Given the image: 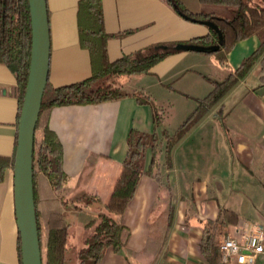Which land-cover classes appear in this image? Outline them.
Masks as SVG:
<instances>
[{
  "label": "crops",
  "instance_id": "0c3cea01",
  "mask_svg": "<svg viewBox=\"0 0 264 264\" xmlns=\"http://www.w3.org/2000/svg\"><path fill=\"white\" fill-rule=\"evenodd\" d=\"M182 1L188 9L199 10L191 9L187 0ZM47 2L51 28L48 84L58 87L89 77L93 63L90 51L81 45L79 0ZM102 7L106 32L133 30L108 40L111 61L153 44L188 40L209 32L206 24L184 18L166 0H102ZM259 44L256 35L241 40L227 54L231 66L237 68ZM228 74L208 54L181 52L155 64L150 74L126 80L125 87L143 88L165 110L164 122L156 128L161 134L164 129L174 132L176 128L170 127L173 114L158 102L156 90L177 94L184 104L181 117L185 120L196 107V99L212 89L211 80L221 81ZM263 74L259 61L214 110L172 147L171 168L162 166L170 191L150 174L141 177L135 196L120 218L130 230L127 246L106 252L99 264H144L135 253L144 252L151 219L169 203L175 207L174 224L155 264H207L200 248L203 223L221 217L227 209L235 211L239 219L225 225L226 230L236 231L250 224L264 230V185L258 178L264 164V86L260 79ZM17 94L14 74L0 63V155L11 156L16 151L20 108ZM49 124L63 145L64 172L74 177L87 161L94 163L89 188L97 190L104 202L111 196L126 157L130 130H155L151 105L139 104L135 96L98 104L58 106L51 111ZM151 156L149 150L147 165ZM159 156L162 162L166 161L164 150ZM13 180V168H8L0 181V264H19ZM235 192L244 196L242 200L251 203L255 211L221 204L224 195ZM81 214L84 220L89 218L87 213ZM83 221L79 220L80 226L75 229V233L82 234L81 240L74 243L80 246L85 234L81 228ZM256 264H264V254Z\"/></svg>",
  "mask_w": 264,
  "mask_h": 264
},
{
  "label": "trees",
  "instance_id": "16d2710c",
  "mask_svg": "<svg viewBox=\"0 0 264 264\" xmlns=\"http://www.w3.org/2000/svg\"><path fill=\"white\" fill-rule=\"evenodd\" d=\"M166 1L184 18L206 24L209 32L188 40L153 44L111 61L107 51L108 40L132 33L133 30L106 32L102 0H79L81 45L91 53L93 73L80 81L58 87L47 84L35 134L34 194L44 264H99L108 245L112 244L116 251L124 249L130 230L120 218L135 196L141 177L150 174L161 187L170 191L169 179L162 172V166L171 168L172 147L214 110L225 95L247 77L257 62H261L264 70V0H199L198 11L188 9L182 0ZM253 35L260 39L258 48L245 57L237 68H233L227 54L241 40ZM31 48L29 1L0 0V63L5 64L15 76L20 103L19 118L29 75ZM189 51L210 55L229 74L221 81L211 80L210 92L196 99V107L174 132L164 129L159 134L156 128L163 124L165 110L156 105L143 88L127 89L125 81H131L136 75L150 74L155 64L171 54ZM260 79L261 86H264V74ZM126 96H135L139 104L151 105L155 130L150 133L134 128L130 130L126 157L111 196L104 202L97 190L89 188L94 163L87 161L74 177L64 172L63 145L50 127V114L53 108L62 105L98 104ZM149 150L152 156L147 165ZM162 150L166 153L165 162L159 156ZM14 161L15 154L0 155V181L4 179L6 170L13 168ZM258 178L264 185V164ZM82 212L87 213L89 218L81 226L85 234L80 246L72 244L71 237L80 226L79 216ZM174 218L175 207L172 203L155 213L150 222L147 246L144 252L135 253L141 262L156 263L164 251ZM238 219L235 211L227 209L221 217L203 223L200 248L207 264H223L218 246L220 235L225 232V225L237 223ZM18 250L19 264H22L20 237Z\"/></svg>",
  "mask_w": 264,
  "mask_h": 264
},
{
  "label": "water",
  "instance_id": "95a60500",
  "mask_svg": "<svg viewBox=\"0 0 264 264\" xmlns=\"http://www.w3.org/2000/svg\"><path fill=\"white\" fill-rule=\"evenodd\" d=\"M28 1L32 48L13 166L14 204L22 264H44L34 194V145L42 100L49 79L51 28L47 0ZM207 24L217 28L211 22Z\"/></svg>",
  "mask_w": 264,
  "mask_h": 264
},
{
  "label": "built area",
  "instance_id": "2783aa9c",
  "mask_svg": "<svg viewBox=\"0 0 264 264\" xmlns=\"http://www.w3.org/2000/svg\"><path fill=\"white\" fill-rule=\"evenodd\" d=\"M218 246L223 264H256L264 254V230L257 224L236 231L225 229Z\"/></svg>",
  "mask_w": 264,
  "mask_h": 264
},
{
  "label": "rangeland",
  "instance_id": "374dc122",
  "mask_svg": "<svg viewBox=\"0 0 264 264\" xmlns=\"http://www.w3.org/2000/svg\"><path fill=\"white\" fill-rule=\"evenodd\" d=\"M187 4L193 10H197L199 8V0H187ZM154 95L157 97L158 102H161V104H163L168 110H170V112H172L173 117L170 118V122H171V124H169L170 127L177 128L181 124V122H182L181 120H184V119H182L183 117H181V111L184 107V104L180 100L177 99V94H174V93L169 94L166 91L156 90ZM164 113H165V111H164ZM231 188H232V186L229 185L228 189L230 190ZM243 197L244 196L239 195L238 193L236 194V192L233 194L229 193L228 195L223 196V200L221 201V204H224L226 206H232L235 208H239L240 206H242L241 208H243V209L247 208L248 211H252V212L255 211L254 208H251V203H249V202L247 203V202L242 200ZM240 202L245 203L246 207H244V205H242ZM262 204H260V207L262 206ZM79 220L82 223V221L84 220L83 214H80ZM84 221H83V223H84ZM81 235L82 234H80L79 232L78 233L74 232L72 237H71L72 244L76 243L78 240H81V238H82ZM111 250H115V248L112 244L108 245L105 248L104 255L106 254V252L111 251ZM44 251H45V249H44Z\"/></svg>",
  "mask_w": 264,
  "mask_h": 264
}]
</instances>
